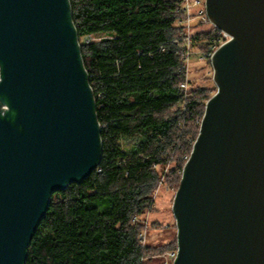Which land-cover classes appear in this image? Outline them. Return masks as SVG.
I'll return each mask as SVG.
<instances>
[{"label":"water","instance_id":"1","mask_svg":"<svg viewBox=\"0 0 264 264\" xmlns=\"http://www.w3.org/2000/svg\"><path fill=\"white\" fill-rule=\"evenodd\" d=\"M228 33L173 212V264H264V0H206ZM70 0H0V264H24L51 195L100 163Z\"/></svg>","mask_w":264,"mask_h":264},{"label":"trees","instance_id":"2","mask_svg":"<svg viewBox=\"0 0 264 264\" xmlns=\"http://www.w3.org/2000/svg\"><path fill=\"white\" fill-rule=\"evenodd\" d=\"M70 2L101 125L102 155L82 181L51 195L24 264H146L141 216L154 203L158 167L177 153L169 175L176 174L180 185L211 97L186 90L190 49L179 25L185 2ZM221 38L213 26L194 34L191 45L205 40L199 47L212 50ZM172 249L178 250V227Z\"/></svg>","mask_w":264,"mask_h":264},{"label":"rangeland","instance_id":"3","mask_svg":"<svg viewBox=\"0 0 264 264\" xmlns=\"http://www.w3.org/2000/svg\"><path fill=\"white\" fill-rule=\"evenodd\" d=\"M195 1L184 0V5L186 3L190 4L189 13L187 12L185 19L179 22V25L185 27L184 31L190 38L194 34L211 30L214 26L206 18L205 14L202 13L205 0H200L202 4H196ZM224 40L222 37L219 42L222 43ZM205 42V40H202V42L195 43L194 46L191 45L192 39H190V43L188 42L190 55L186 60V79L188 82L186 90L189 93L203 91V95L212 96L217 91L213 63L211 57L204 56L209 49L199 47L201 44H205ZM180 107H183V105L177 106L171 111L175 112ZM177 156L178 154L176 153L173 155L174 159L171 162L165 166L161 165L158 167V171L162 173V177L154 191V203L141 216V221L144 223L143 240L149 245L145 259L146 264H172L173 262L171 253L175 249H172V246L177 235L173 203L179 186L175 180L176 174L174 176H170L169 174L171 169L175 167Z\"/></svg>","mask_w":264,"mask_h":264},{"label":"built area","instance_id":"4","mask_svg":"<svg viewBox=\"0 0 264 264\" xmlns=\"http://www.w3.org/2000/svg\"><path fill=\"white\" fill-rule=\"evenodd\" d=\"M195 3L196 4H202V2L200 1V0H196L195 1ZM189 8H190V4L189 3H186V5L184 6V10H185V12L187 13H189ZM202 13L203 14H205V16H206V18L209 20V18H208V15H207V9H206V0H205V5H204V7H203V10H202ZM221 33H222V37L225 39L222 43H224L225 41H227L228 40V33H226L225 31H223V30H221ZM190 37H188L187 35H186V40L190 43ZM222 43H220L219 45H221ZM218 47V46H217ZM217 47H213V49L212 50H208L205 54H204V56H207V57H212V55H213V53H214V51H215V49L217 48ZM189 53V52H188ZM189 55H190V53H189ZM189 55L187 56V58H186V60L188 59V57H189ZM184 68L187 70V63L185 64V66H184ZM182 86L184 87V84H182ZM177 254H178V250H175V251H173L172 253H171V256H172V258H173V261L175 260V258L177 257Z\"/></svg>","mask_w":264,"mask_h":264}]
</instances>
